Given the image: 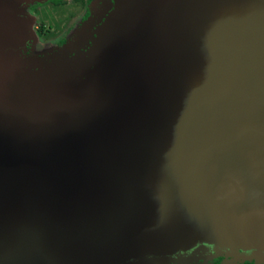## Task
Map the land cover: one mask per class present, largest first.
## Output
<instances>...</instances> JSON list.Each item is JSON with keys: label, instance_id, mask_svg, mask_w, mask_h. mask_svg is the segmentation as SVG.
<instances>
[{"label": "water", "instance_id": "1", "mask_svg": "<svg viewBox=\"0 0 264 264\" xmlns=\"http://www.w3.org/2000/svg\"><path fill=\"white\" fill-rule=\"evenodd\" d=\"M0 0V264H264V0H110L33 66Z\"/></svg>", "mask_w": 264, "mask_h": 264}, {"label": "rangeland", "instance_id": "2", "mask_svg": "<svg viewBox=\"0 0 264 264\" xmlns=\"http://www.w3.org/2000/svg\"><path fill=\"white\" fill-rule=\"evenodd\" d=\"M33 2V1H32ZM29 3L28 6H31L33 3L35 4L36 1L33 3ZM87 6L82 9V11L78 12L80 18L77 17L76 24L78 26L74 27V31L65 39L64 44L58 45L60 42L54 38L52 41L46 42L40 38H38L37 34L35 33L36 27L40 26L43 29H46V25L48 23L52 24V22H56L59 17L64 15L67 11L71 10H64L62 12L55 13L49 6L43 7L39 9L35 14L30 13L28 11V6L22 9V13L29 15L31 17V32L33 34V40H35L37 46L41 49L34 48V50H25L20 55L21 60L27 62L33 66H44L45 64L52 63V61H57L58 59H63L65 57H70L73 55V52H76L75 49L77 46L81 45V41H91L94 36L95 28L100 23L103 16L109 10V0H86ZM45 2H43L44 4ZM38 6H41L42 3H36ZM73 7H68V9H72ZM75 11V9H73ZM77 14V15H78ZM60 20V19H59ZM80 20L83 21L82 27L80 24ZM64 38L65 35H62ZM61 38V37H59ZM66 43V44H65ZM42 44L44 46H42ZM83 44V43H82ZM74 48V49H73ZM166 264H254L253 262H243L240 260L235 259H221V260H213L212 258H198L194 260H186V261H177V262H170Z\"/></svg>", "mask_w": 264, "mask_h": 264}, {"label": "flooded vegetation", "instance_id": "3", "mask_svg": "<svg viewBox=\"0 0 264 264\" xmlns=\"http://www.w3.org/2000/svg\"><path fill=\"white\" fill-rule=\"evenodd\" d=\"M34 1H36V3H42V5L38 6L36 3L35 4L33 3ZM34 1L32 2L33 4L31 6H28L29 4L24 6V7L28 6V8H27L28 11L30 13H33V14H35L39 9H42L43 7H45V5L51 7L52 11L58 10V11H55V13L62 12L64 10H71V11L66 12V14L64 15V18L62 16H58L60 20L58 19L56 22H52V24L48 23L46 25L47 26L46 29H43L40 26L36 27L35 33L38 35L37 36L38 38H40L46 42H49V41H52V38L55 37V39H57L60 42L58 44L59 46L64 44L63 40H65L74 31V29H73L74 27L78 26V23L76 24L77 17L80 18V15L78 14V12L82 11V9H84L87 6L86 0H34ZM43 2H45V3L43 4ZM109 2H110V0H109ZM68 7H73V8L68 9ZM109 7H110V3L108 5V8ZM73 9H75V11ZM109 10H110V8H109ZM102 20H103V18L101 19V21ZM101 21H100V23H101ZM83 22H84V20L83 21L80 20L81 27H82ZM97 26H96V28H97ZM96 28H95V30H96ZM62 35H65V37L63 38ZM59 37H61V38H59ZM35 42H36L35 40L31 41V43L27 46L26 50H34V48L41 49L37 46V44ZM85 42H88V41L83 40V42L81 41L80 43L82 44ZM42 46H44V45L42 44ZM80 46L81 45L77 46L75 49H77V48L80 49ZM79 49H77V50H79ZM73 51L74 50H72V53H73ZM201 258H210V257H208L206 255V256L201 257ZM212 259L213 260H221V259H227V258L217 257V258H212ZM186 260L187 259L174 260L172 262L186 261Z\"/></svg>", "mask_w": 264, "mask_h": 264}]
</instances>
